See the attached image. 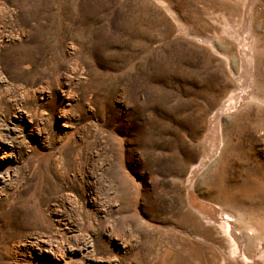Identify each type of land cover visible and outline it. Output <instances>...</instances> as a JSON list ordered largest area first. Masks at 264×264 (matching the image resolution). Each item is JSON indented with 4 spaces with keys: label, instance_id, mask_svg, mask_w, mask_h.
Here are the masks:
<instances>
[{
    "label": "rangeland",
    "instance_id": "rangeland-1",
    "mask_svg": "<svg viewBox=\"0 0 264 264\" xmlns=\"http://www.w3.org/2000/svg\"><path fill=\"white\" fill-rule=\"evenodd\" d=\"M0 264H264V0H0Z\"/></svg>",
    "mask_w": 264,
    "mask_h": 264
},
{
    "label": "bare ground",
    "instance_id": "bare-ground-1",
    "mask_svg": "<svg viewBox=\"0 0 264 264\" xmlns=\"http://www.w3.org/2000/svg\"><path fill=\"white\" fill-rule=\"evenodd\" d=\"M252 234V233H251Z\"/></svg>",
    "mask_w": 264,
    "mask_h": 264
}]
</instances>
